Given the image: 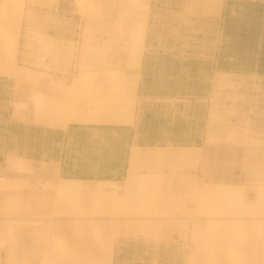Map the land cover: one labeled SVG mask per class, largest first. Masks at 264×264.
<instances>
[{
	"label": "rangeland",
	"instance_id": "obj_1",
	"mask_svg": "<svg viewBox=\"0 0 264 264\" xmlns=\"http://www.w3.org/2000/svg\"><path fill=\"white\" fill-rule=\"evenodd\" d=\"M218 3L3 0L0 264H264V181L222 188L239 190L236 200L243 202L234 206L239 214L225 218L213 204L220 208L218 200L226 197L213 194L221 187L215 180L210 196L196 191V198L173 204L183 217L179 225L165 219L169 202L146 204L165 216L151 219L158 233L146 235L123 233L133 228L130 214L141 216V204L109 190L72 199L57 189L62 162L66 175L123 168L134 131L139 144L177 146L204 144L209 124L229 142L264 132V0H228L213 16ZM198 7L213 10L195 12ZM219 71L225 74L220 103L211 90ZM74 114L120 119L117 129L97 130H121L126 139L77 123L56 128L45 122ZM211 114L215 121L207 124ZM193 175L205 180L196 169L182 171L181 183ZM96 181L79 182L89 188ZM208 188L202 187L206 195ZM200 216L227 221V232L198 236ZM170 230L180 234H166Z\"/></svg>",
	"mask_w": 264,
	"mask_h": 264
},
{
	"label": "crops",
	"instance_id": "obj_2",
	"mask_svg": "<svg viewBox=\"0 0 264 264\" xmlns=\"http://www.w3.org/2000/svg\"><path fill=\"white\" fill-rule=\"evenodd\" d=\"M257 1V0H251ZM3 0H0L2 4ZM219 6L215 7V13L213 14L218 16L221 15L224 6L228 0H218ZM1 8V7H0ZM213 10L211 8L198 7L194 8L195 12H201L204 10ZM223 77L225 74L222 71L215 72L212 77V88L211 90L215 92L213 98L219 101H222V90H224ZM83 119H91L83 122H74L79 125H86L88 129L91 130V133H106L110 135L114 140L124 141L127 134L121 130H111L105 132L104 130H97L99 128L104 129L105 127L112 126L115 129L121 127L124 122L120 119H115L109 117L113 120L112 122H98L94 121L97 117L93 116H80ZM215 121L212 118H207L206 123H212ZM103 123V124H102ZM102 124V125H95ZM69 123L66 125V127ZM64 127V128H66ZM57 128V127H56ZM63 128V127H62ZM92 129H95V132H92ZM89 130V131H90ZM94 131V130H93ZM139 133V132H138ZM136 131L133 132L131 140L126 142L125 149V163L123 168L112 169L109 173L101 172L102 169H94L95 174L80 176L79 172H72L69 175L64 174L68 171L63 162L60 163L61 171L64 178L59 182H72L75 183L72 188L68 191L74 199L77 195H82L87 192L95 191H110L106 194H113L117 199H123L130 203H139L141 204V216L132 217L131 214L128 218L132 219L133 228L130 230H124L123 233H139V234H154L158 232L151 231L149 224L152 220L155 219H167L168 223L171 226L175 224L184 223L178 213V207L181 198L187 197L190 200V197L196 198L198 195L196 191H199V196L203 194L204 197L210 196L211 191V180L219 181L214 185L221 186L220 189H216L213 194L221 196L222 188L229 185H248L249 182L253 186H260L261 181H264V132L258 133L256 136L253 134L250 136H243V141L236 140L229 142L228 135L223 132L213 131L212 126H206L204 133V144L202 145H192V146H177L174 144L168 145H153V144H139L134 141L135 138H138ZM239 139V137L237 136ZM252 139V140H251ZM251 140V141H250ZM111 167V166H110ZM203 171L205 180H199L200 176L193 175L190 181H182L181 183V172H191L192 171ZM76 170V169H75ZM82 171V170H81ZM230 172V174H229ZM230 177V180H229ZM83 178V179H81ZM97 180L96 185H90L86 192L83 191V183H80V180ZM190 182V184H188ZM209 186V194H205L202 187ZM75 187V188H74ZM80 187V188H79ZM198 187V190H197ZM200 189V190H199ZM222 190V191H221ZM67 192V191H66ZM67 192V193H68ZM201 192V193H200ZM63 193V192H61ZM105 194V193H104ZM225 195V194H223ZM225 198V199H224ZM228 196L223 197V199L218 200L217 203H223L227 200ZM187 200V199H186ZM168 203L167 215H158L155 214L157 208L146 206V204L153 203ZM173 204H176L175 206ZM215 207H217L216 201H213ZM133 211V210H132ZM228 213L226 210L223 211V217H227ZM135 213H133L134 215ZM151 214V215H149ZM136 215V214H135ZM201 220L200 224L203 226H198V232L207 233L202 231V228H206L209 224L210 217L200 216L197 217ZM217 218V217H216ZM222 218V217H219ZM140 219L144 222V226H139L134 220ZM152 222V221H151ZM215 225L225 222L224 220H216ZM135 223V224H134ZM141 224V223H140ZM150 229V230H149ZM169 235L180 234V231L170 230L166 232Z\"/></svg>",
	"mask_w": 264,
	"mask_h": 264
},
{
	"label": "bare ground",
	"instance_id": "obj_3",
	"mask_svg": "<svg viewBox=\"0 0 264 264\" xmlns=\"http://www.w3.org/2000/svg\"><path fill=\"white\" fill-rule=\"evenodd\" d=\"M110 23H112V22H110ZM107 24H108V22H107ZM106 24V25H107ZM106 25H105V28H107L106 27ZM104 26V25H103ZM110 26V25H109ZM137 50H139V49H137ZM136 51V50H135ZM137 55V54H136ZM141 55V54H140ZM140 55H138V57H140V59H141V56ZM137 58V57H136ZM72 105H75V104H73L72 103ZM76 106V105H75ZM51 107V106H50ZM74 107V106H73ZM55 109V108H54ZM64 109H66V108H64ZM72 110V109H71ZM71 113V112H70ZM73 113V112H72ZM76 114H74V115H72L73 117H71V116H69V117H66V119L65 118H58V119H52V120H49V119H47L45 122L47 123V124H49L50 126H52V127H57V128H64V127H66V125L68 124V123H74V122H83V121H86V120H93V118H91V119H83V117H80L81 115H76ZM36 116V115H35ZM98 116H100V115H98ZM108 116V115H107ZM106 116V117H107ZM38 117V116H37ZM64 117V116H63ZM39 118V117H38ZM42 119V118H41ZM95 120L94 121H98V122H112L113 120H111V119H109V118H105V117H102L101 116V118H94ZM37 120H39V119H37ZM73 185H75V183H72V182H68V181H65V182H60L59 184H58V186H57V189H58V191H60V193L61 192H63V194H67V195H65V196H72L68 191L70 190V188H72L73 187ZM75 188V187H74ZM80 188V187H79ZM80 189H83V191L84 192H86L87 191V189H88V187H83V188H80ZM239 189V188H238ZM261 190H263V189H261ZM68 193H67V192ZM228 191V192H227ZM227 193H225V192H223V193H220L221 195H223V194H225V195H227L228 196V198H227V200H225V202H223V203H220V208H218V206L215 208L216 209V211H218V212H223V211H227L228 212V214H239L240 213V211H237L235 208H234V206L235 207H237L238 206V204H243V202L242 203H240L241 201L240 200H236V198H237V196H238V194H235L237 191H239V190H236V189H227ZM244 192V191H243ZM245 193V192H244ZM263 193V192H262ZM241 194V193H240ZM243 194V193H242ZM259 196H260V194H259ZM263 196V195H262ZM239 197V196H238ZM261 197V196H260ZM240 198H242V196L240 197ZM260 199V198H259ZM107 200V199H106ZM242 200V199H241ZM108 201V200H107ZM236 201L238 202V204H236ZM243 201V200H242ZM97 202H99V201H97ZM255 203V202H254ZM68 204V203H67ZM219 204V203H218ZM221 204H223V205H225L226 207L224 208V209H222V207H221ZM253 204V203H252ZM92 206V205H91ZM96 206V205H95ZM247 206H249V205H247ZM246 206V207H247ZM253 207L255 206V205H252ZM70 207V206H69ZM97 207H98V205H97ZM96 207V208H97ZM100 207H101V205H100ZM99 207V208H100ZM250 207V209H251V206H249ZM248 207V208H249ZM253 207H252V209H253ZM91 208H93V209H95V207H94V205H93V207H90V209ZM247 208V209H248ZM70 209V208H69ZM86 209V208H85ZM93 209H91V212H92V210ZM244 209V208H243ZM251 209V210H252ZM88 210V209H87ZM86 210V211H87ZM99 210V209H98ZM98 210H96V212L98 211ZM245 210V209H244ZM256 212V211H255ZM90 213V212H89ZM247 213H251V214H253L252 213V211L251 212H247ZM92 214V213H91ZM251 214H249V215H251ZM255 214V213H254ZM233 215V216H234ZM232 216V217H233ZM235 217V216H234ZM246 218V217H245ZM216 224V222L215 223H209V224H207L209 227H211V230L209 229V231L207 232V233H202L201 231L200 232H198L197 234H198V236H199V234H204V235H210V234H215V233H223V235H224V232H227V227H228V223H227V221H225V222H223V223H221V224H217V225H215ZM220 231V232H219ZM216 235H218V234H216ZM215 235V236H216ZM200 238V237H199ZM199 238H198V240H199ZM217 238V237H216ZM197 240V241H198ZM207 241V240H206ZM199 242V241H198ZM209 242V241H208ZM200 247H198V249H199ZM199 250H202V249H199ZM256 250H258V249H256ZM196 253H198L199 251H195ZM195 253V254H196ZM254 254V253H253Z\"/></svg>",
	"mask_w": 264,
	"mask_h": 264
}]
</instances>
